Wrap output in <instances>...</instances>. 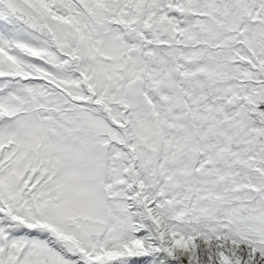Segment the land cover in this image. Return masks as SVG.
<instances>
[{"label":"snow or ice","instance_id":"6c2138e0","mask_svg":"<svg viewBox=\"0 0 264 264\" xmlns=\"http://www.w3.org/2000/svg\"><path fill=\"white\" fill-rule=\"evenodd\" d=\"M0 264H264V0H0Z\"/></svg>","mask_w":264,"mask_h":264}]
</instances>
